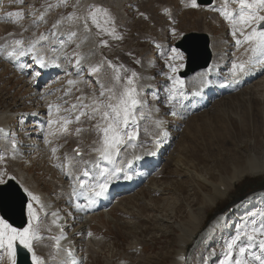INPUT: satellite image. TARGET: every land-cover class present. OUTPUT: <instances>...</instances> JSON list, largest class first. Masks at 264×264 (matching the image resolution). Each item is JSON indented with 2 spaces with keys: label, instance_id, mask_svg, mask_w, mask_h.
<instances>
[{
  "label": "rangeland",
  "instance_id": "obj_1",
  "mask_svg": "<svg viewBox=\"0 0 264 264\" xmlns=\"http://www.w3.org/2000/svg\"><path fill=\"white\" fill-rule=\"evenodd\" d=\"M88 1L89 3L94 2V0H79V4H77V0H66L65 4L61 0H23V2L20 0H2V8L0 9V108L2 110L10 107L20 110L21 107H25L28 111L38 112L42 109L39 106L43 104V100H39L36 96V90H34L33 83L31 84L29 79L30 75L27 80L29 82H25L26 80L23 81L12 66L14 59H9V54L20 47L14 45L13 41L21 39L24 46L27 47V38L30 45V40L42 34L56 40L63 39L65 52L67 57L69 56L65 63L72 69L76 65L79 53L84 49L80 45L81 33L78 32L76 37H71L68 34L69 28L76 31L75 28L78 25H70L67 17L74 12L79 15V9L84 7V3ZM111 1L103 0V3L110 8L115 16L117 32L122 39L117 41L107 33H101L98 36L99 29L90 24V32L93 34L94 40L98 42L99 49L105 53L107 60H111L117 67L123 66L120 68L122 77L120 81L113 80L115 73L112 68L107 66L110 73L105 76V80L108 84L110 82L112 84H109L110 87L105 86V89L111 88L114 93H119L126 84V77L135 71L137 73L135 85L140 97L149 105L146 107V103L144 104L143 109L145 110L138 107L137 116L139 117L141 112L144 113V118H153V116L159 115L160 118L168 121L166 130H169V134L164 138V145L166 146L163 152L164 162L159 166L148 168V172L152 171L148 180L132 193L118 197L112 204L108 203L105 208H102L104 203H96L93 206L97 208L95 211H103L109 206L118 204L110 214L101 212L93 215L92 231H90L92 232V239L91 236L86 235L89 232L76 235L79 261H82V264H178L179 261L175 257L181 254L184 249L181 245L182 240L188 237V229L190 231L196 228L194 225L198 221L200 227L196 228L197 230L210 229L193 252L190 264H209L205 262L202 255L203 251H207L208 246H211L216 252L212 264H220V261L225 258L227 244L237 235H240L241 238L237 240L233 249L234 261L239 255V247L248 243L242 233L249 230L254 221L256 227H259L260 223H264V193H255L249 197L250 199H244L237 207H232V204L241 196H246L255 191L257 183L264 179V171L258 173L245 171L244 174H240L241 171L249 168L250 159L254 158V155L264 157V81L250 83L248 87L233 91L234 93L220 94L207 107H199L197 108L199 110L191 113L193 110H187L184 103L177 102L180 99L179 95L174 101H169L167 97V88L171 85L168 76L171 73L166 64L168 59L166 53H169L170 41L176 44L180 40L172 35L171 30L176 28L178 32L183 34L193 31L204 33V23H206L209 32L224 37V52L238 53L240 48L235 44L236 37L231 34V24L217 10L221 6L216 9L212 4L213 7L205 6L191 10L184 7L185 0H126L124 12H119L117 10L120 8L111 5ZM233 1L227 0V8L238 10V3ZM95 2H100V0H95ZM230 2L231 4H229ZM165 9L168 11L166 12ZM17 12L21 15L16 16L15 13ZM41 17L43 18L41 19ZM65 18L67 28L64 26V30L66 34L57 39L56 36H52V32H56L52 26L58 20L63 19L65 21ZM100 22L102 27H106L103 16L100 17ZM28 29L32 30V34ZM102 39L108 41L106 46L101 45ZM238 57L239 55L236 58ZM93 58L95 59V55ZM69 59L71 63H69ZM90 69L88 67L83 72L84 77L81 75V79H89L88 89H91L92 96L82 98L79 92L80 85L73 84L74 87L72 86V88L74 91L76 90V93L73 95L74 97L67 98L74 93H70L65 84L71 78V74L62 78L58 88L53 86L46 88L48 91L45 95V107L47 108L49 103L54 107L56 105L60 107L59 112H57L56 107H53L52 116L54 115V117L52 119L60 120L61 117L64 118L65 116L69 121L66 126H62L60 123V127L57 128H60L58 138L49 145V148L55 147L58 150L55 154L53 153V159L49 161V158L46 159L41 152H38L37 155L35 152H30L31 156L28 159L31 161L30 163L26 159L25 161H23L24 159L19 160V158L11 157L9 154L10 157L3 155L4 160L0 161V168L6 167L12 176H17L18 169L21 172L29 173L28 175L37 181L38 189L47 192L52 198L53 196L56 197L53 199L59 201L58 204L67 211V214L71 213V206L66 201L59 199L56 187L58 188L59 183H63L65 180L62 175L66 168L64 163L67 162L68 155L72 153H64L62 148L71 145V142L78 143L80 141L81 145H86L88 155H93L96 147H99V144L101 146L102 142L103 134H99L101 131L97 128L98 124L103 126V121L99 117L100 114L97 113L94 118H91L92 120L89 118L92 115L91 99L94 96V98L97 97L98 100L106 102L109 93L106 89L105 97L99 96L100 84L102 83H97L95 78L97 73H91ZM34 71L39 70L34 68ZM106 77L111 81L109 82ZM147 79L151 80L149 83L151 89L142 90L144 89L142 84L145 85L144 82ZM183 79L185 80V92L191 84H196L195 82L199 77ZM112 81L116 86L113 85ZM51 91L52 93H50ZM25 96L28 99H38L37 105H31L32 101H26L21 105L20 101ZM7 103H9V107H6ZM73 103H78V108H72ZM84 103L89 107L82 108L81 105ZM13 104L18 107L16 108ZM175 106L176 108L179 107L178 111L183 112V115H179V113L172 115V110L176 109ZM82 110L85 114L80 117V121L75 120ZM144 118L138 120L139 129H141L139 133L142 135L145 134ZM10 123L14 125L15 133L20 138L19 128L21 125H19V121L14 122L12 120L8 122V124ZM53 128V130H57L55 124ZM87 131L93 134L97 132L93 137L95 138L94 141L88 136L79 139L78 136ZM63 137L66 140H62ZM90 144L92 147L89 146ZM135 149H138L137 145L133 148L132 154ZM177 158L180 159L178 163L176 162ZM116 163H120L121 165L118 166L123 167L122 160ZM106 164L110 165V169L113 167L107 161ZM100 166L101 169L106 168V165ZM123 168L126 172V168ZM186 169L206 176L215 184L232 186H228L227 192L222 195L223 197H220L216 204L212 205L204 193L206 195L213 193V187L198 181L195 174L187 172ZM234 175H237L238 178H233L235 182L231 184L229 181ZM53 181L56 185H53ZM101 181H103V177H101ZM222 189L226 191L224 188ZM85 201L81 200V204L87 206V199ZM33 204L34 209L41 210L40 207H36L38 206L36 203ZM228 206L230 214L217 221V216ZM26 213L28 217V211ZM41 214L44 215L43 212ZM71 215L75 218L74 214ZM34 223L38 224L39 219ZM43 231L44 229L39 231L42 239L34 243V250L37 255L45 260V264L48 260H51L52 263L59 258V255L51 246L50 241L43 236ZM196 234L188 243L195 239ZM93 237H102L103 244H95L96 247H90V244L93 243ZM137 245H142V249L136 250ZM249 251L259 253L260 249L258 245H254ZM212 255L214 257L213 253ZM245 258L249 259L250 264H257L247 253ZM0 264H8V260L0 261Z\"/></svg>",
  "mask_w": 264,
  "mask_h": 264
},
{
  "label": "bare ground",
  "instance_id": "obj_2",
  "mask_svg": "<svg viewBox=\"0 0 264 264\" xmlns=\"http://www.w3.org/2000/svg\"><path fill=\"white\" fill-rule=\"evenodd\" d=\"M125 1L126 0H112L110 2V4L113 5L114 7L120 8V10H117V11L124 12L123 8L125 6ZM214 1L215 2H213L212 4H213L214 7H216V9L218 7H220V6H224L225 5V0H214ZM230 1H232V0H230ZM1 3H2V0H0V6H1ZM88 4H89V1L87 3H84V7L83 8L85 9ZM229 4H231V2ZM121 6H123V7H121ZM60 21H61V23L56 28V32L58 34L56 36L57 39L60 36H63V34H66V32L64 30V28L66 27L65 26V21L63 19H61ZM54 24H56V23H54ZM204 25H205V27L203 29L204 30L203 32L204 33L206 32L208 34V36H209V41H210L209 45H210V50H211V55H212V65L214 66V68H218L219 67V69L213 75V82L215 84L214 89L205 90L203 99H197V98H193V97L189 98L187 96V94L186 95L184 94V96L179 99V101H178L179 103H181V104L184 103L186 105L185 109H187V110L189 109V110H193V111H194V109H197L199 107H204V108L207 107L211 102H213L217 97H219L220 94L223 95V93H234L233 91H238V89H240V88L248 87L250 85V83H256V82L258 83V82L264 81V70H262L261 68L257 67L255 72H253L252 74H250L248 76H244L238 83H232L231 80H230V67H231V64L234 61L235 62L247 61L249 59V57L251 56V52L249 50V47H248L247 44H241V45L238 46L240 48L238 53H231V52H228V51L224 52V50H223V48H224L223 45L225 44L224 37L218 36V34H215V33H210L208 31L207 24L204 23ZM75 29H76L77 33L79 32L82 35L81 39H80L81 40L80 41L81 42L80 45H81V48L84 49V50H82V52L79 53L77 59L81 60V67L83 68V70H81L80 68H77L76 65L75 66L73 65L74 67L72 69L67 66L68 64L65 63V62H67L66 61L67 59L65 58V55H64V54H67L65 52V47L60 49V45L58 43H54L55 41H57L55 38L52 39V38L49 37V39L47 41H41V42L37 43L36 48H37V50L40 51V53H44L45 54L44 56L46 58H48L49 56L52 55V53L50 51V46L51 45L54 44V46L57 49H59V52L57 54H59L61 56L60 62L64 64L66 72L71 74V78L70 79L77 81V83H75V84L80 85L79 86V90H80L79 92H80V95L83 98V97L92 96L91 89H88L89 88V86H88L89 85V83H88L89 79L88 78H87V80L81 79V75L83 76V72L86 69H88V67L92 68L94 66H99L101 68V70H100L99 73H97L95 75L96 81H99L100 83L104 84L105 86L110 87L109 84L111 83L110 82L111 80L109 81V79L106 77L108 79V81L110 82L109 84L105 80V76L108 73H110V71H108V69H107L108 64H107V58L105 56V53L101 49H99V45L97 44L98 42L96 40H94L93 34L91 32L85 34L83 32L82 28H80L79 26L76 27ZM66 31H67V29H66ZM42 35L46 36V34H42ZM42 35H40V36H42ZM40 36L36 37V41H39V37ZM86 36H87V38H85ZM237 38H241V37L237 36L236 39ZM34 39L30 40V44L34 41ZM245 45H247V46L245 47ZM247 47H248V49H247ZM239 48H237V49H239ZM94 55H95V59L93 58ZM238 55H239V57L236 58ZM29 57L19 58L18 60H13V62H12V66L14 67L17 75L21 76L20 78L23 79V81L26 80L25 82H29V81H27L29 75H26L24 71H21L20 68L17 67V63L24 64V63H26L28 61L27 63L30 64L31 63V59L29 60ZM236 59H239V60L237 61ZM34 68H36L37 70H39L41 72V76H40V79L38 81L40 87L37 88L33 84L34 90H36V93H38V92L39 93H45V95H46L47 86H53L54 88L57 87L58 85H60L61 80H63L62 78L66 76L65 70H62V69H57V68L40 69L39 65H35ZM26 71L31 72V71H34V69L30 68V69H26ZM78 72H79V75H77ZM201 74L206 75L207 72L206 71H204V72L200 71V72H197L195 75H191V76H188V77L193 78V77L196 76V77H200L201 78L202 77ZM226 77H228L229 79L226 80L225 79ZM29 79H30V82H31V76H30ZM111 79H113V78H111ZM224 81H228L230 84L226 88H221L220 84L222 82H224ZM112 82H113V85H114L115 84L114 81H112ZM150 82H151L150 79H147V81L145 80L144 87L146 85H150L149 84ZM203 82L205 84V80L204 79L202 81H200L198 79L195 82L196 84H194V85L191 84L189 86L191 88L190 89V93H191V91H192V89L194 87L197 86L199 88L200 84L203 83ZM65 84H66L67 89L69 90L70 93L74 92L72 95L67 96V98L74 97L73 95L76 93V90L74 91V89L72 88L73 85H69L67 82ZM113 85H111V86L113 87ZM33 86H32V88H33ZM114 86H116V85H114ZM261 86H263V85H261ZM225 91H228V92H225ZM239 92H240V90H239ZM50 93H52V91ZM55 96H56V93H55ZM51 97H52V95H51ZM93 98H94V96H93ZM38 99H28L25 96V97L22 98V100L20 102L22 103L21 105H23L26 101H32L31 105L35 106L38 103ZM45 99H46V97L43 100V104L40 103L41 106H39V107H42V109L40 111H38V112H33V110H31V109H30L31 111H28L27 108H25V107H21V109L19 110L17 108L18 106H15L14 104H13V106H15L17 109H14V108L10 107V108H3L5 110H2V108H0V122H2V124L11 122L12 120H14V122H15L17 120V121H19V124L21 125V129L24 130V132L21 133L23 135V139L20 138L19 139L20 142H18V148L20 147L19 154L12 155V154L8 153L9 155H11V157H27V156L30 155V152L31 153L35 152L36 155L38 154V152L39 153L41 152V153H43L42 155L46 159L49 158V161H51L53 159L54 155H53V152L51 151V148H49V145L52 143L53 140L58 138L57 135H58V130L60 128L59 129H57V128L60 125V123L55 124V127H56L57 130H53L54 129L53 128L54 125H53V127L51 128V134H49L47 136V139H48L49 143L46 144L44 142L45 134L49 132V127H47L46 120L49 118V116H48V113H47V108L45 107ZM96 99H97V97H96ZM53 100H54V98H53ZM55 101H57V100H55ZM91 101H92V99H91ZM7 104L8 105H6V107H9V103H7ZM77 104L78 103H73L72 105H76V107H77ZM84 104H86V103H84ZM65 105H67V104H65ZM61 108H62V106H61ZM175 108H176V106H175ZM80 109H81V107H80ZM79 112H77V113H79ZM137 112H139V111H137ZM31 113H38V115H31ZM56 116H58V115H56ZM148 116H150V115H148ZM151 116H152V114H151ZM52 117H54V115ZM99 117H100V115H99ZM64 118H65V116H64ZM6 119H9V120L5 121ZM57 120L59 121V119H57ZM75 120H76V118H75ZM158 120H160V119H157L156 116H153V118H144L143 119V121H144L143 128L145 129V134L142 135L140 133V137L138 138V140H136L134 142V143H137L135 145L138 146V149L137 150L135 149L136 151L134 150V153L132 154L133 148H128L123 153H121V155L117 158L116 162L121 161V160H122V162H124V161H128V160H132L133 155H142L144 160L143 161H141V160L133 161L134 166L132 168L128 167V163H126V162L123 163V167L126 168V172L122 173L120 175L119 179H114L113 180V183L110 186V187L113 188L112 189V194L109 197L110 200H108L107 202H104V201H101L99 199L98 202H97V203H102V204L104 203L102 208H105L108 203L112 204L114 202V200H116L118 197H121L124 194L132 193L134 190H136V188L138 186H141L152 175V171L151 172L147 171L148 168H152V167H154L156 165L159 166L160 164H162V162H164L165 157H164V155L161 152L153 160H149V155H145L144 154L146 149H151V150L155 151L156 149L161 148V147L163 149L165 148L163 145L160 146V144H159V146L154 147L153 143H152L153 139H155L157 136H160V134L162 133L163 129L166 130V127L168 128V124H167L168 122L167 121H165L162 126L158 127L157 123H156V121H158ZM10 125H11V123H10ZM46 127H47V129H46ZM89 127H90V124H89ZM0 129L4 130L3 132H0V153H3V152H6L8 150V147H9L8 146V142H6L4 137H3L5 135H7L8 130H7L6 126H0ZM41 129H43V131ZM139 130H141V129H139ZM90 131L84 132L81 136H78L79 139H80V137L86 138L88 136V137L91 138L92 141H94L93 139H95V138H93V137L95 136V134L97 132L96 133L94 132V134H93ZM146 135L148 137H145ZM64 138L65 137H63L62 140H66ZM72 141H74V140H72ZM79 142L78 143L75 142V141L71 142V145H68L67 147H63L62 148V151L64 153H68L69 154V152H70L72 154L68 155L67 162L64 163L65 167H66L65 168V172L61 169L63 171L62 173H64L62 175L65 178V180H63V183H59L58 188L56 187V189H58L59 199H61V201L62 200L66 201L71 206V210H70L71 213L70 214H74L75 215V220L74 221L71 220L72 217L71 218L69 217V214H67V211L61 208V206L58 204L59 201L54 200L47 192L38 189L37 181L33 177L28 175L29 173H24V172L18 171L17 172L18 174H17L16 179H15L20 187H21V185H23V187H27L29 189V191H32L34 195L40 197V203H36V205H38L36 207H40V209L42 211L37 209V208L35 209L36 212H37V215H38V219H39V223L38 224L36 223V224L39 227V231L41 229H44L43 236L46 237V240L50 241L51 246H53L55 252L59 255V258L54 260L52 263H51V260H48V262L46 264H62V262H63V264H71L72 259H76L79 262L80 257H78L79 253H77L76 235H78V234H86V232L92 231V222L91 221L93 220V217L95 216L94 215L95 213L108 212L110 214V213H112V209L115 206L118 205L117 204V205L109 206L108 208H106L103 211L102 210L95 211V210H97V208H94L93 206L91 208H87L86 204H81V200L85 201L86 198H85V195L83 194V191L79 187L78 180L74 182L73 177H80L82 179H86L90 183L95 182L96 179H99L101 181V177L99 176V172H100L101 166L98 168L97 167V163L100 162V165H106V168H108V169H110V165H107L106 161L100 159L99 153L96 152V151H94L93 155L92 154L88 155L89 153H87L88 150L86 151V145H81ZM96 142H97V140H96ZM75 146H78V149L81 150V155L77 156V151L78 150L77 149L74 150ZM89 146L92 147L91 144ZM99 147H100V144H99ZM141 151H143V152H141ZM57 152H58V150H57ZM254 156H255L254 158L250 159L249 168L244 170V171H241L240 174H244L245 171H248L250 173H252V172L256 173V172H259V171L260 172L264 171V157L263 156L261 157L259 155L257 157H256V155H254ZM55 159H56V157H55ZM179 161H180V159L177 158L176 162L178 163ZM85 162H87V163H85ZM119 164L120 163H118L117 166ZM145 164H147L148 166L146 167ZM55 166H58V165H55ZM102 167H104V166H102ZM85 169H87L90 172V177H88V178H85L82 175L83 171ZM139 170H141L144 173V175L139 176L138 179H136L137 181H135V182H133L131 184H127L126 182L129 181V180H125L123 178V175L124 174H127V175L136 174V172L139 171ZM69 171H71L72 176H69L67 174ZM186 171L191 173V174H195L196 179L198 181L205 182L208 185L213 187V189H214L213 193H211L209 195H206V193H204V195L206 196L208 202L210 204H212V205L216 204L217 200L220 197H223L222 195H224V193L227 192V187L228 186H232V185H218V184H215L214 182L208 180V178L206 176H204L202 174H198L196 171L192 172L190 169H186ZM55 172H57V171H55ZM235 177L238 178L237 175L232 176V178L230 179L229 183L232 184L235 181V180H233V178H235ZM138 180H140V181H138ZM53 185H56L54 183V181H53ZM221 186H223V187H221ZM222 188H224L226 191H223ZM21 189L23 190L22 187H21ZM228 191H230V189H228ZM33 203H35V202H33ZM77 203L85 206L87 208V210H85V211L77 210L76 207H75V205ZM42 212L44 213V215L41 214ZM52 213H56V215L53 216ZM108 219H110V217H108ZM53 221H55V223ZM194 227H196L198 229V227H200V222L199 221L196 222ZM196 228H194V229H192L190 231L188 229V237L186 239H183L182 243H181V245H183V247H184V249L181 252V256L186 259V262L188 260H190L189 259V255H190V252H191L190 251V252L185 253V250H187L186 248L189 245L188 241L192 238V236H194L196 233H198V234H196L195 239H193V241H195V245H198L199 242L203 239V237L208 232V231H200V230H197ZM61 229H63V231H61ZM62 232H63V239H61V241H60V250L58 251L56 249V246H55V239L54 238L57 237V236H60ZM91 239H92V236H91ZM103 241L104 240H103L102 237H93V240H92L93 243L91 242L92 244H90V247L93 248V246H95V244L100 245V243H102ZM193 241H191V242H193ZM42 244H44V243H42ZM67 246L71 250L72 256L68 255V251L66 250ZM185 246H186V248H185ZM88 249H89V246H88ZM77 254H78V256H77ZM211 258H213V255H211Z\"/></svg>",
  "mask_w": 264,
  "mask_h": 264
},
{
  "label": "snow or ice",
  "instance_id": "obj_3",
  "mask_svg": "<svg viewBox=\"0 0 264 264\" xmlns=\"http://www.w3.org/2000/svg\"><path fill=\"white\" fill-rule=\"evenodd\" d=\"M23 2V0H20ZM62 3L66 4V0H61ZM79 4V0H77ZM238 10H229L227 8V0H225V5L221 6L218 10L220 13L229 21L232 29L233 37H241L235 40L237 46L241 44H247L251 52V56L247 61L241 62H232L230 67V80L232 83H238L244 76H248L256 71L257 67L264 70V0H238ZM212 7L211 0H185L184 7L191 10L200 9L202 7ZM51 7V6H49ZM167 12L168 10L165 9ZM12 15V13H9ZM16 16H20L21 13H15ZM141 15H143L141 13ZM104 17V24L106 27H102L100 22V17ZM43 17H41L42 19ZM67 20L69 24H77L80 28L83 29L84 33L87 34L91 31L90 24L94 25L99 32L107 33L112 36L115 40H121L122 37L117 32L116 27V18L113 13L110 11V8L103 3V0L100 2H92L86 6V9L83 15H77L75 12L68 15ZM61 21H57L56 24H53V29H56ZM110 29V30H109ZM172 35L178 39H183L184 34L178 32L176 28L171 30ZM68 34L71 37L77 36V31L68 29ZM57 32L53 31L52 36H57ZM87 38V36L85 37ZM49 37L40 36L39 41L34 40L29 46L25 47L24 42L21 39H15L13 41L14 45L20 46L19 48L14 49L13 53L9 54V59L18 60L19 57H29L31 63H17V67L21 71H24L26 75L31 76V83L35 87L39 88L38 83L41 72L40 71H31L28 72L26 69H34L35 65H39L40 69L46 68H57V69H66L64 64L60 62L61 56L57 54L59 49H57L54 44L50 46L51 56L46 58L44 55L37 50L36 45L40 41H47ZM54 43L60 45V49L65 46V41L63 39H58ZM101 45L106 46L108 44L107 40H101ZM79 47V45H77ZM67 59V54H64ZM168 59L166 60L167 68L170 70L171 75L168 76V79L171 81V85L167 88V97L169 101H174L179 95L180 97L184 96V86L185 80L182 78L181 70L186 67V54L185 51L181 49L179 45H175L174 42L170 41V50ZM69 63L71 60L69 59ZM139 63V61H137ZM107 64L110 68L113 69L115 76V81H120L122 79L120 75V68L117 65L113 64L111 60H107ZM76 67L83 70L81 67V60H76ZM101 68L99 66H94L90 69L91 73H99ZM211 71V68L208 69ZM66 75H70L66 72ZM79 75V72L77 73ZM137 73L132 71L130 76L126 77V84L123 87V90L118 94L113 92V89H107L109 95L107 96L106 102L103 100H98L96 98L92 99L91 110L92 115L89 117L94 118L97 113L100 114L101 120L103 121V126L97 125L99 131L102 132V142L101 146L96 148L95 151L99 153L100 159L107 161L109 164H112L111 169L102 168L100 169L99 176L103 177L101 182L99 179H96L95 182L90 183L86 179L80 177H73L74 182L78 180L79 187L83 191L85 198L88 201L87 208L94 206L98 200L102 197H106L109 194L110 186L113 183L114 179H119L122 173H125V170L122 166L116 165L117 158L128 148H135L136 141L140 135L139 133V124L138 120L143 118L144 113L141 112L140 116H137L138 107H143L146 103L140 97V93L135 85V77ZM226 80L229 78L226 77ZM67 83L73 85L77 81L68 79ZM99 83V81H97ZM47 91V90H46ZM199 95L200 92L197 91L194 93ZM40 100H44L45 93H36ZM106 95L105 85L100 84L99 96L104 98ZM53 107L51 103L47 105V113L49 118L46 120V124L49 127V132L45 134L44 142L49 143L47 136L51 134V126L57 123H61L62 126H66L69 121L66 118H61L59 121L52 119ZM57 112L60 111L59 105H56ZM73 108L76 105H72ZM82 108H87L89 105H81ZM85 113L82 111L80 115L76 116V120L79 121L80 117ZM178 113L173 109L172 115H177ZM31 115H38V113H31ZM157 126H162L164 121H156ZM43 131V129H41ZM3 129H0V132H3ZM167 132H162L161 136L153 139L152 143L154 147L159 146L163 142V138H166ZM12 149H16V141H12ZM51 151L55 154L57 149L53 147ZM145 155H156V152L151 149L145 150ZM142 155H133L132 160L124 161L122 163L131 164L133 161L142 160ZM4 160V156L0 155V161ZM87 163V162H85ZM69 176H72L71 171L67 173ZM83 177H90V172L85 169L83 171ZM123 178L125 180H131L132 176L124 174ZM16 177L9 174L7 168H0V185H7L9 180H15ZM24 193L28 197L27 201V210H28V219L26 225L21 227H15L12 223H9L8 219L4 216H0V260H3L4 257H7L8 264H17L18 259V250H26L30 254L31 264H45V260L41 256L37 255L34 250V243L42 239L39 234V227L34 222L38 219L37 212L34 209L35 203H40V197L33 194L32 191H29L27 187H23ZM76 209L79 211H85L87 208L79 203L75 205ZM53 216L56 213H52ZM55 223V221H53ZM89 236L92 235L91 232L88 233ZM242 235L246 237L247 244L239 247V255L233 261V249L236 245L237 240L241 238L240 235H237L230 243L227 244V250L225 252V258L220 261V264H250L249 259L245 258L247 253L251 259L257 264H264V223H260L259 227L255 226V221L253 226L249 230H245ZM55 239L56 249L60 250V241L63 239V232L60 236H57ZM258 245L260 252H250L249 250L254 246ZM68 255L72 256V252L69 250ZM63 264V262H62ZM71 264H82V261H77L72 259Z\"/></svg>",
  "mask_w": 264,
  "mask_h": 264
},
{
  "label": "water",
  "instance_id": "obj_4",
  "mask_svg": "<svg viewBox=\"0 0 264 264\" xmlns=\"http://www.w3.org/2000/svg\"><path fill=\"white\" fill-rule=\"evenodd\" d=\"M176 45H179L188 56L186 69L182 72V76L209 66L211 52L205 34L188 33ZM257 186H259L258 190H264V179L258 182ZM27 201V196L13 180H9L7 185H0V214L8 219L13 226L26 225ZM17 264H31L26 250H18Z\"/></svg>",
  "mask_w": 264,
  "mask_h": 264
}]
</instances>
